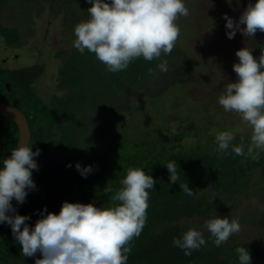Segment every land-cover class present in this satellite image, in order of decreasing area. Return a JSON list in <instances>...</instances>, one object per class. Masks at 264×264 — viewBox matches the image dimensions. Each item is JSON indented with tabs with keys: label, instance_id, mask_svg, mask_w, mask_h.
Instances as JSON below:
<instances>
[{
	"label": "trees",
	"instance_id": "trees-1",
	"mask_svg": "<svg viewBox=\"0 0 264 264\" xmlns=\"http://www.w3.org/2000/svg\"><path fill=\"white\" fill-rule=\"evenodd\" d=\"M195 4V0H186L188 9H194ZM183 20L177 21L182 32V27L189 28ZM260 32L258 30L253 36V41L258 47L257 51L260 50ZM178 45L189 75L171 80L164 88V90L168 89V92L163 90L164 92L157 94L156 98H150L151 104H154L151 111L153 114L150 116L145 113L141 119L136 117L138 131L133 140L129 141L130 145L127 146L129 153L124 152L122 148L124 143L119 138L110 137L108 142L102 143L99 138L103 134H99V137L97 136L99 141L93 143L86 156L64 155L53 162L47 161L50 153H45V140L53 136L52 128L57 122L56 109L53 106L42 104L40 106L29 101L32 100L35 90L36 75L40 73L42 76L43 68H38L35 72L34 67L31 66L0 70V100L13 103L22 110L32 132L29 144L33 150L40 149L39 155L34 158L38 169L32 172L35 190L27 193L22 204H17L15 200L12 203L19 214L30 217L26 222L32 226L39 218L41 209L59 212L61 203L65 200L93 202L97 206L110 202L112 195L121 187L120 180L125 176L127 169L143 167L146 173L153 176L155 183L154 188L148 190L149 206L146 210V222L140 235L134 237L130 243L131 252L127 264H237L235 249L240 246L248 249L251 264H264V238L262 242L248 240L235 245L222 244L217 247L212 243L207 231L202 230L206 244L199 250L192 251L190 256H185L183 250L172 244L174 237H178L189 228V225L183 221L194 216L210 214L213 209H226L230 201L236 197V193L250 183L251 177L258 168H261L264 176V153L259 160H252L234 155L230 150L227 154L217 151L215 134L218 131L231 130L229 125L233 126V124L227 123L226 116L223 115L224 110L217 103L221 92L217 91L210 96L203 92V100L197 101L196 109L192 107L194 101L188 89L193 86L200 65L197 64L198 58L195 54L190 55L185 43L179 42ZM90 57L95 58V56ZM156 64L157 58L151 61L142 57L136 58L130 62L131 68L125 76L132 74L134 80H144ZM5 71L8 75L4 74ZM222 79L224 78H215L212 81L213 88L218 84L216 80L222 81ZM4 93L7 95L6 98ZM49 93L52 96L54 92ZM167 99L172 103L174 100L171 108L163 106V102ZM176 99L179 106L175 102ZM81 101L85 102L82 98ZM189 103L190 105H186ZM201 105L202 109L207 110L201 111L202 114L199 113L198 108ZM190 106L192 111L188 109ZM159 108L166 111L160 114L157 112ZM178 108H181L187 117L177 119ZM167 109H172L171 113L174 116L176 114V117L168 118ZM64 113L71 116L75 112ZM156 115L157 117L153 119L152 116ZM188 116H191L192 120H189ZM216 118H219L217 126L210 123ZM62 127V133L68 136L75 131V126ZM38 131V136H34ZM18 134L16 123L0 115V160L10 155V151L16 147ZM241 137L249 139L239 132L233 143H239L236 140H240ZM172 160L177 162L180 180L169 183V174L164 165ZM77 162L82 167L91 165L92 171L86 176H81L75 167ZM68 164L71 166H66ZM186 182L194 190L196 197L187 196L179 188V183ZM109 187L112 191L106 192L105 189ZM230 206V209H233L234 204ZM20 247L15 241L10 226L0 224V264H34V260L40 257L39 253L35 257H23ZM11 258H16L18 261L12 262Z\"/></svg>",
	"mask_w": 264,
	"mask_h": 264
},
{
	"label": "clouds",
	"instance_id": "clouds-1",
	"mask_svg": "<svg viewBox=\"0 0 264 264\" xmlns=\"http://www.w3.org/2000/svg\"><path fill=\"white\" fill-rule=\"evenodd\" d=\"M87 2L90 3L88 18L73 27V47L81 54L86 50L93 53L111 73L126 69L136 58L151 61L161 54H170L180 32L177 21L189 15L186 0ZM226 2L231 4V0ZM223 19L229 39L237 31L244 37H253L258 30L264 32V0H248L237 19L226 13ZM252 48L244 45L236 50L238 59L232 65L236 78L224 85L217 98L225 112L238 113L251 126V135L247 143L243 137L239 143H233L236 134L232 130L218 131L214 138L220 153L227 154L230 150L234 155L259 160L264 153V46L259 56L252 54ZM157 67L160 72H166L167 62L162 60ZM39 152V148L33 150L31 144L20 140L10 155L0 160V224L10 226L15 241L21 246V255L35 257L39 253L34 264H127L130 243L140 235L146 222L148 190L155 183L153 176L143 167H129L110 202L97 206L93 202L65 200L59 212L41 209L39 218L29 226L26 221L30 217L19 214L12 201L22 204L27 193L35 190L32 172L38 169L34 158ZM164 166L169 183L178 182L176 160ZM75 167L81 176L92 171L91 165L82 167L79 162ZM179 188L187 196L196 197L187 182L179 183ZM202 228L219 247L238 233L241 225L238 218L215 215L205 219ZM172 244L190 256L206 244V238L200 228L190 227L174 237ZM235 252L237 264H251L245 246L237 247Z\"/></svg>",
	"mask_w": 264,
	"mask_h": 264
},
{
	"label": "rangeland",
	"instance_id": "rangeland-1",
	"mask_svg": "<svg viewBox=\"0 0 264 264\" xmlns=\"http://www.w3.org/2000/svg\"><path fill=\"white\" fill-rule=\"evenodd\" d=\"M195 2V8L189 9L186 20L183 17L178 19V22L184 19V24L189 28L182 27L183 32L180 30L171 53L161 54L149 75L144 80L137 81L133 79L132 74L125 76L131 68L130 64L122 71L111 73L96 57H90L95 56L93 53L86 50L81 54L73 47L74 25L88 18L87 8L90 7V3L87 0H0V48L3 45L15 49L26 46L25 51L23 48L20 55L15 56L16 58H11L13 56L8 54V49L6 53L1 49L0 70L6 67L17 69L31 66L34 67L35 72L36 69L44 66L43 76L40 73L36 75L35 90L32 100L29 101L40 106L41 104L53 106L56 109L57 122L52 128L53 136L45 140V153H50L47 161L53 162L64 155L84 157L90 152L95 141L106 143L110 137L119 138L124 143L122 147L124 152L129 153L127 149L130 145L129 141L133 140L138 131L136 117L141 119L145 113L150 116L153 114L151 111L154 104H151L150 98H156L157 94H162L165 90L168 92L169 90L164 88L171 80L189 75L179 42L185 43L190 55L195 54L198 58L197 64L200 65L198 76L193 81V86L188 89L194 101V103L191 101L194 109L197 108V101L203 100V92L209 96L216 94L217 91L220 93L228 81L235 80L236 74L232 65L238 59L235 56L237 49L246 45L253 47L254 56L260 55L261 47L264 46V32L259 34V51L253 37H244L239 31L232 39L226 36L223 14L226 13L234 20L237 19L248 0H238V2L231 0V4L226 0H195ZM50 17L56 19L51 20ZM52 21L59 32L57 34V30L48 28L53 24ZM206 35H208L207 39ZM51 46L54 49L53 56L50 52ZM2 57H6V60L1 59ZM7 57H10L8 61ZM49 59L52 61L53 70L42 64L49 63ZM162 60L167 62V71L163 73L157 67ZM4 74L8 75V72L5 71ZM217 77L224 79L216 80L218 84L213 88L212 81ZM50 91L54 92L52 96ZM4 94L6 98L7 95ZM81 98L85 102H82ZM175 102L179 106L177 99ZM173 103L167 99L163 102V106L171 108ZM198 108L200 114L201 111H207L202 109V105ZM188 109L192 111L191 106ZM164 110L159 108L157 112L161 114ZM171 110L167 109L168 118L176 117ZM63 111L75 113L68 116ZM177 112V119L187 117L181 108H178ZM223 115L226 116L227 123L233 124V126L229 125V128L235 134L241 132L242 136L250 137L251 126L242 121L238 113L224 111ZM152 117L154 119L157 115ZM188 118L192 120L191 116ZM218 122L219 118H216L210 123L217 126ZM67 125L75 126V131L70 136L62 133V126ZM38 134L39 131L34 133V136ZM99 134L103 135L98 140ZM244 141L247 143L248 140L244 139ZM263 177L261 168H258L251 177L250 183L236 193V197L230 201L226 209H213L210 214L194 216L183 222L187 223L189 228L195 227L207 231L202 228L203 221L207 218L215 215L228 216L229 219L238 218L241 230L231 235L223 245H235L248 240L262 242L264 238ZM230 204H234L233 209H230ZM11 261L18 260L11 258Z\"/></svg>",
	"mask_w": 264,
	"mask_h": 264
},
{
	"label": "water",
	"instance_id": "water-1",
	"mask_svg": "<svg viewBox=\"0 0 264 264\" xmlns=\"http://www.w3.org/2000/svg\"><path fill=\"white\" fill-rule=\"evenodd\" d=\"M0 115H3L16 123L19 129L17 145L20 140L30 143L31 130L29 122L21 109H19L13 103L0 100Z\"/></svg>",
	"mask_w": 264,
	"mask_h": 264
},
{
	"label": "flooded vegetation",
	"instance_id": "flooded-vegetation-1",
	"mask_svg": "<svg viewBox=\"0 0 264 264\" xmlns=\"http://www.w3.org/2000/svg\"><path fill=\"white\" fill-rule=\"evenodd\" d=\"M50 19L51 20H55L56 18L55 17H50ZM52 23L53 24H51L50 25V27H48V28H50L51 30L53 29V31H55V30H57L55 27H54V21H52ZM44 27V26H43ZM57 33H59L58 32V30L56 31V34ZM24 48V51H25V48H26V46L24 47V46H22V48H20V49H14V48H12V47H5L4 45L1 47V49H4V51H5V53H6V50L8 49V54L10 55V56H13V57H11V58H16V57H18V55H20V51L22 50ZM59 50H61V49H59ZM50 52H51V56H53V53H54V49H52V46H51V49H50ZM16 56V57H15ZM10 58V57H9ZM9 58L7 57V60H9ZM3 60H6V57H4L3 58ZM51 60L49 59V63H42V64H45V66H47L48 68H52V70H53V68L54 67H51ZM43 72H44V66H43ZM44 74V73H43ZM43 76V75H42Z\"/></svg>",
	"mask_w": 264,
	"mask_h": 264
}]
</instances>
